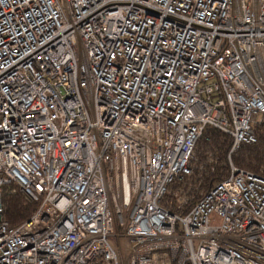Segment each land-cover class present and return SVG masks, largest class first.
<instances>
[{
    "label": "built area",
    "instance_id": "1",
    "mask_svg": "<svg viewBox=\"0 0 264 264\" xmlns=\"http://www.w3.org/2000/svg\"><path fill=\"white\" fill-rule=\"evenodd\" d=\"M208 126H264V0H0V264H264V175L162 204Z\"/></svg>",
    "mask_w": 264,
    "mask_h": 264
},
{
    "label": "trees",
    "instance_id": "2",
    "mask_svg": "<svg viewBox=\"0 0 264 264\" xmlns=\"http://www.w3.org/2000/svg\"><path fill=\"white\" fill-rule=\"evenodd\" d=\"M232 144L230 134L206 127L195 146L191 175L178 177L170 185V192L162 204L172 212H186L204 193L228 175L231 164L264 175V126L257 128L256 142L243 143L231 153ZM13 188L15 186L10 185L4 189V217L10 225L17 226L36 211L38 203L27 199L20 189ZM176 193L187 197V203L180 210L176 204Z\"/></svg>",
    "mask_w": 264,
    "mask_h": 264
},
{
    "label": "rangeland",
    "instance_id": "3",
    "mask_svg": "<svg viewBox=\"0 0 264 264\" xmlns=\"http://www.w3.org/2000/svg\"><path fill=\"white\" fill-rule=\"evenodd\" d=\"M237 150V149H235ZM235 150H232V147H231V153H233ZM24 194V193H23ZM25 195V194H24ZM26 196V195H25ZM26 198L28 199V197L26 196ZM119 232H121V230H119ZM110 241H111V244L113 245V247L115 248L116 251H119L120 248H123V250L126 248V240L124 239V237L121 238V244H119L117 242V240L114 238V237H111L110 238ZM125 253V250L122 251V254Z\"/></svg>",
    "mask_w": 264,
    "mask_h": 264
}]
</instances>
